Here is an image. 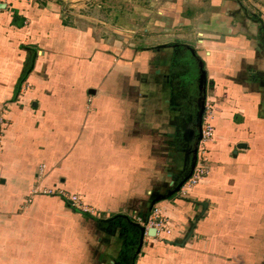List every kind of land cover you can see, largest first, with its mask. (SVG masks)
I'll use <instances>...</instances> for the list:
<instances>
[{
    "label": "crops",
    "instance_id": "0c3cea01",
    "mask_svg": "<svg viewBox=\"0 0 264 264\" xmlns=\"http://www.w3.org/2000/svg\"><path fill=\"white\" fill-rule=\"evenodd\" d=\"M0 132V264H264V0H0Z\"/></svg>",
    "mask_w": 264,
    "mask_h": 264
},
{
    "label": "built area",
    "instance_id": "2783aa9c",
    "mask_svg": "<svg viewBox=\"0 0 264 264\" xmlns=\"http://www.w3.org/2000/svg\"><path fill=\"white\" fill-rule=\"evenodd\" d=\"M210 110H212L210 107L205 110V114L203 117V123H202V134H201V140L199 142L198 151H197V162L195 169L192 173V176L184 183V185L181 187L180 191L176 193L174 196L177 199H186L189 196V192L191 189L196 187L207 175V169H206V154H207V148L206 145L209 141H212L214 138L215 128L213 127L212 123L208 120V117L211 116ZM4 122L1 120V125H3ZM1 135V132H0ZM1 147V142H0ZM46 195V196H60L67 204L70 205L71 208H75L77 211L81 212L82 214H88L93 215L95 217H98L95 213V210L88 208L86 204L84 203L83 199L76 195H69L63 191H57L52 189H46L43 191H35L33 195ZM31 202V199H29V203ZM131 219L141 226H144L146 230L148 229H155L156 230V236H159L160 234L164 233L167 230L168 224L167 219L164 217L162 208L159 206V204H155L152 206L149 215L147 218H141L136 216H131Z\"/></svg>",
    "mask_w": 264,
    "mask_h": 264
},
{
    "label": "water",
    "instance_id": "95a60500",
    "mask_svg": "<svg viewBox=\"0 0 264 264\" xmlns=\"http://www.w3.org/2000/svg\"><path fill=\"white\" fill-rule=\"evenodd\" d=\"M202 72V84H203V87L202 88V91L203 92H206V85H207V77H206V74L204 73L203 70H201ZM199 112H198V115H197V124H198V128H199V136H198V140H197V144H196V147H195V150H194V156H193V162H192V165H191V168H190V171H189V174L187 175V177L180 183L178 184L177 188L175 191H173L170 195H169V198H172L173 196H175L176 193H178L181 189V187L184 185V183L186 181H188V179L192 176V173L195 169V166H196V162H197V151H198V146H199V142L201 140V127H202V123H203V117H204V114H205V98L202 99V102L200 104V108H199ZM159 201V200H158ZM157 201V202H158ZM156 204V201L153 202V204L151 205L150 207V210L152 208L153 205ZM124 218H127V217H124ZM129 219V218H127ZM129 221L131 222L132 220L129 219ZM133 222V221H132ZM133 225L135 228H137L140 232V239H139V250L141 249L142 247V244H143V240H144V237H145V234H146V228L144 226H141L140 224H137V223H134L133 222ZM147 234L148 236H151V237H155L156 235V230L155 229H149L147 231Z\"/></svg>",
    "mask_w": 264,
    "mask_h": 264
},
{
    "label": "rangeland",
    "instance_id": "374dc122",
    "mask_svg": "<svg viewBox=\"0 0 264 264\" xmlns=\"http://www.w3.org/2000/svg\"><path fill=\"white\" fill-rule=\"evenodd\" d=\"M245 2H247V1H245ZM248 7H251V5L250 6H248ZM71 14H70V12L68 11V12H66V21H68L69 23H71V22H73V21H71V19H70V16ZM181 60L182 61H180L181 62V67L179 68L180 69V74H179V76H181V78H183V79H181V80H185V78H184V76H186L187 74H189V68H187V58H186V56H185V54H183L182 56H181ZM72 209H74V211L75 212H77V213H80L79 211H77L75 208H72Z\"/></svg>",
    "mask_w": 264,
    "mask_h": 264
},
{
    "label": "bare ground",
    "instance_id": "6f19581e",
    "mask_svg": "<svg viewBox=\"0 0 264 264\" xmlns=\"http://www.w3.org/2000/svg\"><path fill=\"white\" fill-rule=\"evenodd\" d=\"M198 148V147H197Z\"/></svg>",
    "mask_w": 264,
    "mask_h": 264
}]
</instances>
